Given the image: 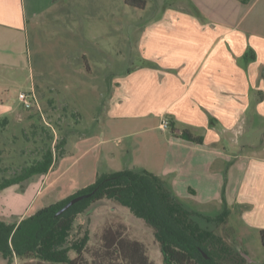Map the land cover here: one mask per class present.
I'll list each match as a JSON object with an SVG mask.
<instances>
[{"label":"rangeland","instance_id":"rangeland-1","mask_svg":"<svg viewBox=\"0 0 264 264\" xmlns=\"http://www.w3.org/2000/svg\"><path fill=\"white\" fill-rule=\"evenodd\" d=\"M102 1L106 9L100 18L75 17L73 29L66 28V18L57 22L50 16L38 27L31 25L25 71L3 89L14 112L6 117L8 125H0V183L19 176L48 150L56 158L52 173L57 177L37 175L1 191L0 220L15 223L23 214L59 201L71 192L72 180L93 183L97 174L143 169L161 177L188 210L203 216L194 218L202 230L222 236L250 264H264V199L257 168H252L264 159L261 147L242 145L245 137L240 131L233 133L228 145L185 149L168 131L136 129L109 114L116 79L140 65L138 45L146 23L163 6L188 0H147L144 9L129 6L126 0ZM95 22L105 35H89ZM85 55L92 71L86 69ZM34 82L44 100L40 110L26 109L19 101L20 93L34 92ZM66 163H71L68 168ZM119 224L126 237L145 244L154 264H168L153 231L112 201H103L73 220L64 240L71 248L70 257L83 249V264H126L103 244L104 229ZM0 264L24 263L19 259L10 263L0 254Z\"/></svg>","mask_w":264,"mask_h":264},{"label":"crops","instance_id":"crops-1","mask_svg":"<svg viewBox=\"0 0 264 264\" xmlns=\"http://www.w3.org/2000/svg\"><path fill=\"white\" fill-rule=\"evenodd\" d=\"M188 2L163 6L146 23L138 45L140 65L116 79L110 116L136 129L168 131L178 146L191 150L231 144L233 133L241 131L242 145L259 146L264 153V0ZM105 9L102 0H0V125H8L6 117L14 112L3 89L25 71L31 25L38 27L50 16L57 22L66 18V28L73 29L75 17L100 18ZM94 24L89 35H105ZM33 90L40 104L44 100L35 82ZM168 122L203 137V144L175 138ZM55 166L56 161L45 176L56 178ZM254 167L264 199V159ZM70 183L68 196L92 181Z\"/></svg>","mask_w":264,"mask_h":264},{"label":"trees","instance_id":"trees-1","mask_svg":"<svg viewBox=\"0 0 264 264\" xmlns=\"http://www.w3.org/2000/svg\"><path fill=\"white\" fill-rule=\"evenodd\" d=\"M126 4L144 9L147 0H126ZM167 126L175 138L197 145L204 142L203 137L179 129L172 122ZM55 161L52 150H48L42 160L24 168L19 176L4 179L0 192L36 175L48 174ZM90 193H94L90 198L57 215L72 199ZM103 201L118 203L142 220L153 231L168 264H250L222 236L202 230L194 218L203 216L188 210L161 177L143 169L97 174L93 183L18 222L0 220V254L10 263L19 259L24 264H83V249L71 258V248L64 240L73 220ZM121 227L104 229L105 249L118 252L126 264H154L145 244L126 237ZM261 234L264 242V230Z\"/></svg>","mask_w":264,"mask_h":264},{"label":"built area","instance_id":"built-area-1","mask_svg":"<svg viewBox=\"0 0 264 264\" xmlns=\"http://www.w3.org/2000/svg\"><path fill=\"white\" fill-rule=\"evenodd\" d=\"M19 101L26 109H33L35 106L40 109L39 100L35 92H32L30 94L20 93Z\"/></svg>","mask_w":264,"mask_h":264},{"label":"water","instance_id":"water-1","mask_svg":"<svg viewBox=\"0 0 264 264\" xmlns=\"http://www.w3.org/2000/svg\"><path fill=\"white\" fill-rule=\"evenodd\" d=\"M94 193H90V194H85V195H81V196H78L74 199H72L67 205H65L58 213L57 215H61L62 213H64L65 211H67L68 209H70L74 204L84 200V199H87V198H90Z\"/></svg>","mask_w":264,"mask_h":264}]
</instances>
